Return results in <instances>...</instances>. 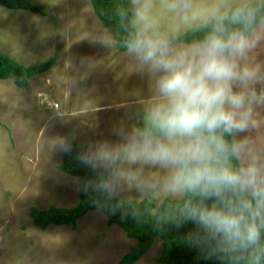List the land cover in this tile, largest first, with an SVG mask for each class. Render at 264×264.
Listing matches in <instances>:
<instances>
[{"label":"clouds","instance_id":"clouds-1","mask_svg":"<svg viewBox=\"0 0 264 264\" xmlns=\"http://www.w3.org/2000/svg\"><path fill=\"white\" fill-rule=\"evenodd\" d=\"M160 12L179 24L165 31ZM115 16L118 37L88 40L122 49L149 94L114 141L81 146L75 159L93 175L78 190L113 212L129 189L169 198L168 221L193 225L189 245L222 264H264V0H125ZM192 24L202 38L176 46L179 25ZM56 148L73 151L64 138Z\"/></svg>","mask_w":264,"mask_h":264},{"label":"rangeland","instance_id":"rangeland-1","mask_svg":"<svg viewBox=\"0 0 264 264\" xmlns=\"http://www.w3.org/2000/svg\"><path fill=\"white\" fill-rule=\"evenodd\" d=\"M48 17L0 6V52L26 67L56 57L52 69L35 76L27 89L0 80V264H118L136 240L107 217L92 211L74 229L33 223L31 207L74 208L80 202L75 177L60 169V138L80 146L115 140L114 126L149 94L147 78L117 48L93 45L89 38L109 32L90 0H31ZM165 31L179 22L160 12ZM199 25H179L181 36ZM175 37V38H176ZM176 46H185L179 44ZM264 59V55L261 56ZM154 179L158 169L145 168ZM165 197L126 190L121 200ZM162 241L135 264H160Z\"/></svg>","mask_w":264,"mask_h":264},{"label":"trees","instance_id":"trees-1","mask_svg":"<svg viewBox=\"0 0 264 264\" xmlns=\"http://www.w3.org/2000/svg\"><path fill=\"white\" fill-rule=\"evenodd\" d=\"M93 9L103 25L109 32L119 36L121 29L115 16L116 8L125 3V0H90ZM0 6L10 10H23L48 17V13L31 0H0ZM203 36L200 27L191 28L181 36L175 38V45H188L198 41ZM119 52L122 49L117 48ZM56 62L52 57L44 63L33 67H26L17 60L0 52V80L11 79L21 89H27L32 78L48 73ZM73 151L64 154L60 169L75 178L84 179L93 173L81 166L75 159L81 146L72 142ZM120 209L115 212L110 209H99L93 199L80 191V202L74 208L49 207L39 209L31 207L33 223L41 230H47L51 225H69L76 228L78 222L92 211H99L107 217L108 225L120 227L127 237L136 240L132 250L126 254L118 264H135L148 254L157 239L162 241V250L158 259L160 264H222V262L206 254L198 248L189 245L186 234L193 225L186 224L177 227L171 224L166 215L168 209L175 201L164 198L159 205L146 199L141 201H125L120 199ZM135 208L140 212V218H134L130 211Z\"/></svg>","mask_w":264,"mask_h":264}]
</instances>
